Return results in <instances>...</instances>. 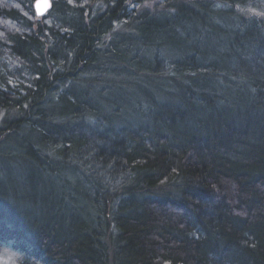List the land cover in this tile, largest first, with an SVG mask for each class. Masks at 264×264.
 Returning <instances> with one entry per match:
<instances>
[{
	"label": "trees",
	"instance_id": "obj_1",
	"mask_svg": "<svg viewBox=\"0 0 264 264\" xmlns=\"http://www.w3.org/2000/svg\"><path fill=\"white\" fill-rule=\"evenodd\" d=\"M0 0V253L264 264V0Z\"/></svg>",
	"mask_w": 264,
	"mask_h": 264
},
{
	"label": "rangeland",
	"instance_id": "obj_2",
	"mask_svg": "<svg viewBox=\"0 0 264 264\" xmlns=\"http://www.w3.org/2000/svg\"><path fill=\"white\" fill-rule=\"evenodd\" d=\"M162 2L163 0H141L138 7L136 8V13H155L166 10ZM3 261H7V264H16V256L10 251L1 252L0 264H3Z\"/></svg>",
	"mask_w": 264,
	"mask_h": 264
},
{
	"label": "water",
	"instance_id": "obj_3",
	"mask_svg": "<svg viewBox=\"0 0 264 264\" xmlns=\"http://www.w3.org/2000/svg\"><path fill=\"white\" fill-rule=\"evenodd\" d=\"M50 9V0H36L33 5V10L37 17H43Z\"/></svg>",
	"mask_w": 264,
	"mask_h": 264
},
{
	"label": "bare ground",
	"instance_id": "obj_4",
	"mask_svg": "<svg viewBox=\"0 0 264 264\" xmlns=\"http://www.w3.org/2000/svg\"><path fill=\"white\" fill-rule=\"evenodd\" d=\"M35 1H36V0H35ZM35 1H34V3H35ZM52 2H53V0H50L51 8H52ZM34 3H33V5H34ZM50 10H51V9H50ZM50 10H49V11H50ZM33 11H34V10H33ZM49 11H48V12H49ZM48 12H47V13H48ZM47 13H46V14H47ZM34 14H35V12H34ZM46 14H45L44 16H46ZM44 16H43V17H44ZM35 17H36L37 19H41V18H43V17H37L36 14H35Z\"/></svg>",
	"mask_w": 264,
	"mask_h": 264
},
{
	"label": "snow or ice",
	"instance_id": "obj_5",
	"mask_svg": "<svg viewBox=\"0 0 264 264\" xmlns=\"http://www.w3.org/2000/svg\"><path fill=\"white\" fill-rule=\"evenodd\" d=\"M3 264H7V261H3Z\"/></svg>",
	"mask_w": 264,
	"mask_h": 264
}]
</instances>
